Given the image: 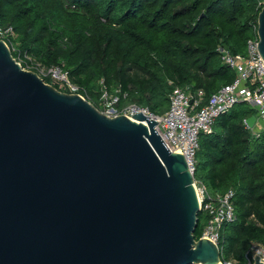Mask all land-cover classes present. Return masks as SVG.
<instances>
[{
    "label": "water",
    "instance_id": "obj_1",
    "mask_svg": "<svg viewBox=\"0 0 264 264\" xmlns=\"http://www.w3.org/2000/svg\"><path fill=\"white\" fill-rule=\"evenodd\" d=\"M258 37L264 61V7ZM157 125L103 115L0 40V264H222L195 237L194 174Z\"/></svg>",
    "mask_w": 264,
    "mask_h": 264
},
{
    "label": "trees",
    "instance_id": "obj_2",
    "mask_svg": "<svg viewBox=\"0 0 264 264\" xmlns=\"http://www.w3.org/2000/svg\"><path fill=\"white\" fill-rule=\"evenodd\" d=\"M261 1L0 0V23L16 32L14 58L60 67L95 107L103 82L121 90L122 104L161 115L176 87L207 99L234 81L218 48L246 53ZM254 114L238 104L201 135L194 175L211 193L235 190L236 219L223 226L220 246L222 260L241 264L253 243H264V132L243 124ZM198 218L197 240L207 221Z\"/></svg>",
    "mask_w": 264,
    "mask_h": 264
},
{
    "label": "built area",
    "instance_id": "obj_3",
    "mask_svg": "<svg viewBox=\"0 0 264 264\" xmlns=\"http://www.w3.org/2000/svg\"><path fill=\"white\" fill-rule=\"evenodd\" d=\"M260 6L264 7V0L260 2ZM16 36L12 26L0 23V40L5 41L12 52L18 50L15 43ZM258 44L257 21L253 26V37L247 41L245 54L234 55L222 46L218 48L223 63L234 71L235 79L207 99L203 90L193 93L176 87L169 96V110L164 114L155 115L149 109L136 104H122L121 90L111 92L101 82L98 109L109 118L126 116L133 120V116L142 113L155 120L158 124L156 131L166 147L172 152L181 150L190 171L195 175L196 154L200 149L201 135L213 134L216 120L229 113L236 105L245 103L255 111L253 116L256 120L253 128L249 127L248 119L243 121L246 129L255 136L264 132V61L259 53ZM26 60L31 63L23 59L17 60L24 70L37 73L45 82L51 81L52 84L46 82L49 85H58L61 89H67L66 93L80 94V88L70 81L68 73L60 67L47 68L29 56H26ZM82 96L90 101L88 97ZM194 185L200 203V213L207 219L201 238L209 239L218 245L222 253L220 246L222 228L226 223L236 219L234 203L236 192L229 189L225 192L211 193L196 179ZM256 256L264 263V243H253L245 254L243 264H254ZM222 264L241 263L236 260H222Z\"/></svg>",
    "mask_w": 264,
    "mask_h": 264
},
{
    "label": "rangeland",
    "instance_id": "obj_4",
    "mask_svg": "<svg viewBox=\"0 0 264 264\" xmlns=\"http://www.w3.org/2000/svg\"><path fill=\"white\" fill-rule=\"evenodd\" d=\"M16 39H17V36H16ZM16 46L18 47V43H16ZM101 90V89H100ZM99 104V103H98ZM100 106L98 105V108H99ZM205 217V216H204ZM206 218V217H205Z\"/></svg>",
    "mask_w": 264,
    "mask_h": 264
}]
</instances>
